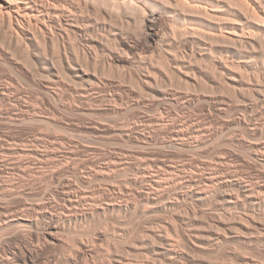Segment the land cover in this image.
<instances>
[{
    "label": "bare ground",
    "instance_id": "6f19581e",
    "mask_svg": "<svg viewBox=\"0 0 264 264\" xmlns=\"http://www.w3.org/2000/svg\"><path fill=\"white\" fill-rule=\"evenodd\" d=\"M229 25L239 26V28H230ZM130 27H132V29L127 30ZM176 33L181 34L180 40L181 36L184 38L180 41L182 43L180 45L176 39H174L175 36L179 38V34L177 35ZM173 34H175V36L171 38ZM0 37L3 44L5 43L3 46L0 43V49L4 51L3 57L7 60V56L10 55L9 51H11L9 49L12 48V51L15 50L19 52L20 55L24 57L23 59H25L27 65L26 67H28L27 70H29V73L31 72L30 74L33 78L36 76L38 77V75L40 76V79L38 78L39 80H37L38 83L35 80L33 82H35L36 85L41 84L39 87L44 86L51 97L61 98L65 93L63 91L64 89L65 91H70V94L73 93L72 95H74L75 99L84 100L89 98V95H91L90 91L95 92L96 90L102 89L101 86H105L106 88L107 85H116L119 88L121 84L114 83L115 79L113 78V82L110 80L111 77L107 78V75L113 72L112 69L117 70V68H122L121 66L126 65H128L127 67L132 66L134 68V72L132 71L133 73L131 74L132 81H130V87L125 88L129 94L134 95L135 98L132 104L137 106L145 103L146 99H148L147 96H151L161 106L166 103L177 104L180 100L184 102V105H191L194 100L193 95L184 92L180 93L181 91H172L167 87L169 86L168 81H177V73L184 74L185 76L190 75L191 71H194L193 73L197 71L203 72L205 75L200 77L206 76L207 78V81L205 80L206 78L203 79V81H205L203 83L204 85L202 84L204 89L206 88L207 82H211L217 85V87H214V85L212 87L215 89L219 88L221 90L219 94L222 95V93H224V96L228 90L229 93L234 92L235 96L237 95L235 92L236 90L243 88H245V90L247 89L253 98H255V101H251L253 98L250 102L246 101L244 105L239 107L241 112L245 114L242 113L244 114L243 116L238 115L233 118L231 117V119L229 118L230 120L225 118V123L223 122L224 117L229 111V105H227L229 102L226 101V98H224L223 95L213 98L209 97L210 99L206 98L209 100V104L211 103L210 107L214 104L212 108L216 111L215 113H217L218 116H224L222 117L223 119L220 118L224 123L220 122L224 125L221 127L218 125V127H212L207 125V123H203V125L202 120L200 124V118L196 119L199 120L198 123L194 122L191 120L190 116V119L188 118V120H185L188 124L191 123L190 127L185 128V122L183 121H181L183 124L173 125V123L170 125L168 123V125L167 123L165 124L162 118V116L165 117V115L161 113V117L153 115L146 116V128L151 127L150 125L153 127L154 125H158V130L160 126L161 130H164V134H167V136L164 135L166 137L160 136V132L157 133L159 135L157 136V134H155L157 131L153 128L155 133L152 132L153 130L142 128L139 122L133 124L128 123L126 125L122 124V126L118 128L115 127V129H119L120 135L127 136L131 141L133 140L138 143L137 145L143 147L145 145L149 146V144H155L161 147H173V149H179L180 151L205 152L213 148L214 145L218 146L216 142H220L221 138L222 140L225 138H223V136H226L225 133L227 129H231L229 133H232V127L237 126L239 129L241 128V131L243 130L242 132L248 135L247 138H250V140L231 135L226 138L227 147L229 144L231 146L244 148L248 158L253 160L255 165L259 166L255 168H261L259 170L260 172H258V174L256 173L257 176H253V174L246 175L248 172H244L241 167H235L236 163L232 164L234 151L232 152V150L225 149L219 152L221 147H218L219 153L217 152L218 154L215 155L214 162H212L213 160H205L201 162L200 165L198 163L196 165L191 163L188 166L185 164L186 166L184 167H177L165 162H159L160 167H155L156 169H154L156 165L153 164V166H151L152 162L145 163L146 166L151 164V167L137 166V170H134L137 172V175H133L134 177L126 175L125 177L128 176L130 178H123L124 180L122 176L129 171L130 167H109L108 165L106 167H85V170H80L81 168L76 169L77 167H74L75 170H73V172L76 180H71L70 176L66 184L64 182L62 190L56 193L62 202L52 199L47 201L45 199V201L40 199L41 201L37 200L36 202L34 201V203H29L27 199L24 198L19 200V206L15 208L9 206V204L0 205V233L3 232L2 230L12 227L15 229V234L17 233L16 236L18 234L20 237L22 235L29 236L30 234H26L31 231L35 232L38 237V242L36 244L27 242L28 244L24 246L15 245L9 248L5 247L3 255L0 257V264H38V260H40L38 259L40 257L39 253L42 247L47 244L52 246L58 244L60 235H62L67 223L70 224L82 220H89L100 213L106 215L110 210H118L121 213L124 212L128 216L135 213L146 215L148 222L150 221L153 226L144 230L146 233L144 232L145 235L143 236L146 239L143 237V246L147 247L150 253H153L155 259H160V261L162 259L163 261L168 260L171 262L170 264H179L182 259H188V256L191 255L188 254L189 251H195L196 253V250H202L203 248L206 249V251L207 249L214 251H217V249L221 250L223 246L229 244V238L235 236L231 233L235 231L238 232V229L241 228L240 225L244 222L247 224L250 222V225L252 222V224H255L256 231H252L255 232V237L261 241V238L264 237V106L262 107L260 105H264V62H258V57L259 55L264 56V0H0ZM6 42L10 46L6 45ZM219 43L220 47L218 50L217 44ZM214 44L217 46L215 47ZM240 45H247V47L249 46L250 48L244 50ZM4 46H8L9 49ZM182 46L184 48H182ZM179 47L180 49H184V51L182 52ZM15 51L14 54L17 53ZM155 51L159 53L157 57L158 60L157 58H150L153 55L151 53ZM216 51L219 54H217ZM149 53L151 55H148ZM15 55L17 56L18 54ZM201 57H206L209 60L207 61L210 63V66L208 65L209 69H205L198 64V59ZM37 59L40 62V64L38 63L40 65L39 70L31 68L30 64L34 61L36 62ZM12 60L11 62L15 61V59ZM20 60L21 59H19L18 62L16 60L15 63L19 64ZM263 60L264 59H262V61ZM243 65L247 67L248 71H246L249 73L246 72V74H244V71L239 72V68ZM208 66L206 67L208 68ZM246 67L244 68L246 69ZM129 69L130 72L132 69ZM118 71L120 70L118 69ZM106 72L110 73L107 74ZM251 73L252 78L250 77ZM173 74L177 76L175 77L176 79L171 77ZM126 76L130 77V75ZM179 76L183 77L182 75ZM190 78L192 79V77ZM179 79L178 82L181 80ZM185 79L188 80L189 78H184V80ZM184 80H182L181 83ZM186 80L184 82H186ZM195 80L197 81L198 79ZM162 82L168 85L165 83V85H162ZM197 82L195 83L197 84ZM190 83L193 82H189V84ZM132 84L139 89H135L134 86L131 87ZM198 84L201 86L200 82ZM212 84H210V86ZM200 86H198V88ZM78 87H82V91H77L76 88ZM194 87L196 86H193V88ZM201 89L204 91L203 88ZM219 89H216V91H219ZM230 89H234L235 91H230ZM245 90H240V92ZM246 91L244 92L245 94H243V92L241 93L248 96L249 93ZM119 93L111 94V100L116 102L123 101L124 96ZM242 94L241 96H243ZM0 95H3L4 100L7 98L8 93L3 89ZM231 96H233V94ZM234 96L233 98H235ZM236 98L239 100L241 99L238 97ZM74 100L72 101L74 102ZM258 102L263 104H259ZM120 107L112 106L110 110L119 113ZM75 110L76 112L78 110V113L82 111L84 114V112L90 113L94 109L90 106L88 109L83 107L75 108ZM210 111H212L211 108ZM17 113L19 114V112ZM176 114H178V112ZM148 115H150V113ZM208 119L210 118L208 117ZM173 120L175 121V119ZM23 121L25 122V120ZM143 122L144 121H142V123ZM94 125V128H100L99 124ZM210 125H214V123L212 122ZM228 130L227 134H229ZM224 141L220 143L224 144ZM153 147L155 146L153 145ZM7 151H5V154ZM11 154L14 153L12 152ZM48 156L51 155L48 154ZM230 156H233L232 159H230ZM122 157H126V155ZM110 165L112 166V164ZM27 168L28 170L30 169V172L32 169H36L37 173L42 170V167H25V169L22 170L26 171ZM70 169L71 167H57L54 171L52 167V171L54 172L52 173L53 175L57 174L62 177H67L68 173L72 170ZM130 170H132V168ZM27 172L28 171L25 172L24 176L27 175ZM35 175L37 174L35 173ZM21 176L23 177V175ZM118 177L122 179V183L124 182L126 184L130 182L126 185L132 184V186L135 185L137 188L124 186L123 191L120 194H116L117 197H115L116 195L112 197L109 196L108 198H104L103 196L104 200L99 196L100 193L105 194V192L102 191L103 189L100 190L99 188L96 189L91 186L92 189L89 186L92 180H106L109 181L110 184L112 183L111 186H114L115 182H119V180H117ZM78 183L81 185H78ZM23 189L22 184L19 185L17 183L10 188L7 186L0 187V198L7 197L8 199L10 196L23 198V196L26 197L28 194L31 195L30 193L32 192H26ZM118 197L120 200H118ZM200 213L205 216L208 215L211 221H214L212 223L210 221L211 224H215V222L218 223L213 229H216L217 226H219L220 229H224L223 223L226 219L232 220V223L231 225L227 224V226L224 224L227 227L225 228V232L223 230L220 232L218 228V231H213L211 228L210 235L200 238L199 235L194 233L195 231L193 232L190 230V226L192 225L191 222L198 219L199 217H196L199 216ZM202 215L199 220L204 218V215ZM207 221H209V219ZM125 222L126 221H124V225L122 224V228L126 226ZM128 222L129 221H127V223ZM194 224L196 223L194 222ZM211 224H209L210 227L212 226ZM247 226L245 224L244 227L246 228ZM195 227L193 230L197 231L198 228L195 229ZM210 227L207 226V230ZM125 228L126 231L127 227ZM227 229L230 232L227 231ZM241 229L242 231H239L244 233L245 231L243 232V228ZM171 231H179L175 233V235L181 233L182 237H178L182 240H174L175 238L172 237ZM197 233L199 234V231ZM251 233L250 236L252 237L254 233ZM4 234L5 232L3 235ZM98 236L99 238L104 237L106 233L100 232L97 237ZM236 236L240 238V234L237 233ZM25 238V240H27L28 237ZM127 240L125 242H127ZM260 241L259 243H261ZM256 242H258V240ZM94 243L88 244L84 241L82 244L80 243L81 245L78 244L80 246L78 247L79 249L75 251L76 255L73 254L74 256H71L70 259L68 258L69 264L87 263V260L96 254V246L98 245ZM129 243L131 242H128V244ZM74 245L76 246L75 243ZM116 253H118V251ZM237 256H239V254ZM111 258V260L109 259V264L141 263H131L127 258L119 256L118 254L112 255ZM242 259H244V262L242 261L241 264H256L252 262V259L251 261L249 260L250 258H246L245 255ZM189 260L191 259L189 258ZM213 261L216 262L214 259ZM155 263L157 264L156 261ZM164 263L166 264L165 261ZM146 264H151V262H147Z\"/></svg>",
    "mask_w": 264,
    "mask_h": 264
},
{
    "label": "rangeland",
    "instance_id": "374dc122",
    "mask_svg": "<svg viewBox=\"0 0 264 264\" xmlns=\"http://www.w3.org/2000/svg\"><path fill=\"white\" fill-rule=\"evenodd\" d=\"M229 26H230V28L231 27H238L239 28V26H235V25H232V26L229 25ZM129 29L131 30L132 27L128 28L127 30H129ZM176 34L178 35L179 33H176ZM180 35L181 34H179V38H178V36H175V34H173L172 37L171 36L170 37L174 38V36H175L174 39H176V41L180 45V44H182L180 41L182 39H184L183 36H181V40H180ZM0 41H1L0 42L1 45L3 46L5 43L3 44L1 37H0ZM6 45H8V43ZM217 45H215V47L217 46V48L219 50L220 43ZM8 46H10V45H8ZM8 46H6V47L4 46V47L8 48ZM240 47L244 50H248V48H250L249 46L247 47V45H240ZM182 48H184V47L182 46ZM12 49H9V50L12 51ZM179 49H180V47H179ZM180 50H182V52L184 51V49H180ZM11 51H9L10 55L7 56L8 59L6 60L5 57H3L4 51H2L0 49V53H2V54H0V94H2L3 89H5V91L8 93L7 98H6L7 100L4 99L6 101L3 100V98H4L3 95H0V120H1L0 121V152H1L0 153V187H3V186L6 187L7 186L10 188L17 183L19 185L22 184L24 191H26V192L28 191V192H32V193H30L31 195H29V194H28V196L26 195V197L23 196V198L17 197V196H12V197L10 196V198L8 197V199H7V197H5V198L1 197L0 198V205L1 204H4V205L9 204V206L15 208V207L19 206V200H22L24 198L27 199V201L29 203H34V201L36 202L37 200L41 201L42 199H43V201H45V200L47 201V200L52 199L54 201L62 202V201H60L61 199L56 193H57V191L62 190V188L64 186V182L66 184V182L70 178L73 181L76 180L75 174L73 172V170H75L74 167H77L76 169L81 168L80 170H83V169L85 170V167H104V166L106 167L108 165H109V167H130V169L132 168V170L129 169V171L126 172V174H123V176H124V177L122 176V179H123V178H127L128 176H130V177L136 176L137 172H135V171L137 170V166L138 167H145L147 163L152 162L151 163L152 165L150 164L151 166H153V164L156 165V166H154V169H156L155 167H160L159 162L160 163L165 162L167 164H171V165H174L177 167H184L186 165L188 166L191 163H194L195 165L198 163L200 165V163L205 161V160H208V161L213 160L212 162H214L215 161L214 158L216 157L215 155H217L220 151H223L225 149H229L230 151L232 150V152L234 151L233 152L234 157L232 156L233 157V159H232V157L230 156V159L233 160L232 164L236 163L235 167H241V169L244 172H248V173H246V175L247 174H249V175L253 174V176H257L258 172H260L259 170L261 168H255V167H259V166L255 165L253 163V160L248 158L247 152H245L246 150L244 148H241L239 146H231L229 144L227 147L226 138L230 137L231 135L239 137V138H246L247 140H250V138L249 139L247 138L248 135L245 132H242L243 130L241 131L240 130L241 128L239 129L237 126L232 127V133H229V131H231V129L230 130L227 129L229 134H227V130H226V133H225L226 136H223V138L224 137L225 138L223 140L221 138L220 139L221 141L219 140L222 143L225 140L224 144H222L220 142H216L218 144V146L214 145L213 148H211L212 150L209 149L205 152L204 151H188V150L187 151L186 150L180 151L179 149H177V150L175 148L173 149V147H169V146L161 147V146H158L155 144H149V146L145 145L144 146L145 148H144L141 145H137L138 143H136L135 141H133V140L131 141V139H129L127 136L120 135L119 129H115V127L118 128L119 126H122V124L126 125L128 123L133 124V123L139 122V125L141 124L142 128H145L147 130H149V129L153 130L154 129L157 132L155 133L154 130L152 132H154L155 134L160 132L159 133L160 136L166 137L167 134H164L165 132H164V130H161L160 126H159V130H158V128H157L158 125H154V127L152 125H150L151 127L146 128V125H147V122L145 121L146 116H152L153 115V116H160L161 117V115H160L161 113L165 115V117L162 116L165 124L166 123L167 124L169 123L170 125H172L173 123H174L173 125L183 124V122H185V120H188V118L190 116L191 120H193L194 122L198 123V121L200 120L199 122L201 124V120H202V124L207 123V125L212 126V127H214V126L215 127H218V126L221 127V126H224L223 124L226 122V119L230 120L231 117L233 118V117L238 116V115L243 116L245 114L244 112H241L239 107L244 105L246 101L250 102V100L253 98L251 93L248 92L247 89H246L247 90L246 91L245 88L239 89L236 91L234 89H232V90L230 89V91H235L236 94L240 95V96H237V95L234 96V92L229 93L228 92L229 90L228 91L226 90L227 93L224 91L226 93L225 96L223 95L224 93H222L223 97L226 98V101L229 102V104L227 103V105H229V111L225 117L223 115L218 116L217 113H215L216 111L214 110V108H212L214 106V104L212 103L213 105H212V107H210L211 103L209 104V100H207V99H210L213 97H217V96L219 97V95H220L219 93L221 92V90L219 88H216V89H219V91L217 90L218 91V93H217L216 89L214 88V87H217V85L212 84L211 82H207V85H209V86H207L205 83L206 88L204 89L202 84L205 82V81H203V79L206 78V76L200 77V76L205 75V74H203V72L197 71V72H195L196 73L195 74V73H193L194 71H191L190 75H185V76H184V74L177 73L178 77L174 76L176 74L175 73V74H173V76H171L174 79H176L175 77H177L179 79L181 77L179 75L183 76L180 78L181 80L179 79L180 83L178 82V79H177V81L175 80V82L173 80L174 83L171 81H168L169 80L168 79V80H166L169 82V83L167 82L169 84V86H167V87L169 89H171L172 91H177V92L181 91L180 93L184 92L186 94L189 93L190 95H193L194 100L192 101L193 103H191V105L190 104L184 105L183 104L184 102L180 100V102L177 104L166 103L165 105L161 106L151 96H147L148 99H146L145 103H142L141 105L137 106V105L132 104V102L135 98L134 95L133 94L131 95L126 91V88L130 87V84H131L130 81H132L131 80V74L134 72V68L132 66L127 67L128 65H126V66H121L122 68L115 67V68H117V70L112 69L113 70L112 73H110L112 70L110 72H108V73H110L111 76L107 75L108 76L107 78L111 77L110 78L111 81H113L115 79L114 80L115 82L113 81L114 83L121 84L119 88L116 85H114V86L107 85L106 88H105V86H103L104 88L101 86L102 89L96 90L95 92L90 91L91 95H89L88 99H84V100L83 99L82 100L75 99L74 95H72L73 93L70 94L71 93L70 91L68 92L67 90L65 91L63 89V91L65 93L66 92L67 93L66 94L64 93L65 95L63 94L61 96V98L60 97L57 98V97H53V96L51 97L50 94H48L47 89H45L44 86L39 87V86H41V84L36 85V83L33 82L34 80L37 82V80L40 79V76L38 75V77H37L36 76L37 74H36L35 76L37 78L36 77L33 78V76L30 74L31 72L29 73L28 72L29 70H27L28 67H26L27 65L25 63L26 62L25 59H23L24 57L22 55H20V53L15 51V50L14 51L17 52L15 54H18L17 56L14 54V51H12V52ZM150 53L148 55H151V54L154 55V56L152 55V57H150V58L156 59L159 56L158 51L152 52L151 54ZM216 53H217V51H216ZM217 54H219V53H217ZM2 57H3V59H2ZM261 57H263V58H261ZM12 59L13 60L15 59V61L17 60V62L19 61V59H21V60H20L19 64H17ZM262 59H264V56L259 55L258 62L263 63L264 60L262 61ZM11 60L14 62V64H13V62H11ZM157 60H158V58H157ZM198 60H199L198 64L200 66H202L205 69H209L210 63L207 62L209 60L206 57H201ZM38 63L40 64L38 59L36 62L34 61V62L30 63L31 68L39 70L40 65ZM6 64H7V67H6ZM9 64H10V66H9ZM8 66L11 68H9ZM206 66H208V68ZM244 67H246V66H244V65L241 66L239 68V70H240L239 72L244 71L243 73L246 74V72L248 70H247V67H246V69ZM129 68H131V69L133 68V69L129 72V70H130ZM118 69L121 72L118 71ZM100 70H101V67H100ZM33 71H35V70H33ZM120 73H122L123 75ZM247 73H249V72H247ZM126 75H130V77L126 76ZM194 75H196V76H194ZM105 77H106V75H105ZM190 77H192V79ZM250 77L252 78V73L250 74ZM184 78H189V79L188 80L185 79L186 82H184L185 81ZM195 79H198L197 81L200 82L202 87L198 84L199 82H197ZM182 80H184V81L181 83ZM205 80L207 81V78ZM30 82H32V83H30ZM189 82H193V83L189 84ZM195 82H197V84ZM164 83L162 82V85L166 84V83L165 84ZM30 84H31V86H30ZM168 84H166V85H168ZM173 84H174V86H173ZM210 84H212V85L210 86ZM213 85H214V87H212ZM132 86H134L135 89H139L137 86H135L133 84L131 85V87ZM193 86H196V87L193 88ZM198 86H200V87L198 88ZM184 87H187V88H184ZM201 88H203V90L205 92L202 91ZM212 88H213V90H212ZM76 89H77V91L78 90L82 91V87H78ZM188 89H189V91H188ZM190 89H191V91H190ZM240 90H245L247 93H249L248 96L243 95V94H245L244 93L245 91H241V92H243V94H242L240 92ZM113 93H119L122 96H124L123 101L121 100V101L116 102L114 100H111L110 96ZM232 94L235 98H233V96H231ZM241 94L244 97L241 96ZM222 95H220V96H222ZM8 97H9V99H8ZM236 97L241 98V99L239 100ZM254 99L255 98H253L251 101H255ZM72 100H74V102ZM205 100H207L208 102ZM259 104H263V103L260 102ZM111 105L112 106H118V107H120L122 105L120 107V112L119 113L117 112L118 113L117 114L113 110H110V107H112ZM82 106L85 109H88L91 106L94 109L93 110L94 112L93 111H91L90 113L84 112V114L82 111H79V113H78V110H77V112H76L75 108L76 109L77 108H83ZM260 106L263 107L264 105H260ZM12 107H14V108H12ZM161 107H163V108H161ZM210 108L212 111H210ZM17 112H19V114ZM137 112H139V113H137ZM177 112H178V114H176ZM81 113H82V115H81ZM149 113H150V115H148ZM154 113H156V114H154ZM242 113H244V114H242ZM142 115L143 116L145 115V116L143 117ZM177 115H178V117H177ZM181 116H183V117H181ZM208 117L210 119H208ZM222 117H224V121L221 120V119H223ZM54 118H55V120H54ZM173 119H175V121ZM196 119H199V120H196ZM206 119H207V121L209 120L210 122L212 120L214 125H210L212 122L210 123L208 121L209 122L208 123L206 121ZM23 120H25V122ZM141 120L144 122L142 123ZM181 121H183V122H181ZM175 122H178V123H175ZM220 122H222L223 124ZM186 123H187V121L184 123L185 128L190 127L191 123L190 124L187 123V125H186ZM94 124H96V125L99 124L100 126L99 125L98 126L100 128H98V129L94 128L93 127V126H95ZM220 124H222V125H220ZM263 131H264V129H263ZM244 134H246V135H244ZM164 135H166V136H164ZM157 136H159V135L157 134ZM153 145L155 147H153ZM86 146H87V148H86ZM215 147L217 150L215 149ZM218 147L219 148L221 147L220 150ZM24 148H25V150H24ZM215 150H216V152H215ZM218 150H219V152H218ZM5 151H7L6 154H5ZM23 151H26V152H23ZM212 151H213V153H212ZM9 152H10V154H9ZM12 152L14 154H11ZM197 152H199V153H197ZM48 154L51 156H48ZM37 155H39V156H37ZM125 155H126V157H122ZM52 159H55V160H52ZM161 160H163V161H161ZM249 160H251V161H249ZM101 162H103V163H101ZM110 164H112V166ZM129 164H130V166H129ZM232 164H231V166H232ZM26 165H28V166H26ZM150 165L148 164L147 166H150ZM13 167H15L17 170ZM25 167H42L41 169L43 170V172H42V170H40V172L38 171V173H37L36 169H34V170L32 169L31 170L32 173H31L30 169L28 170V168H27L26 171H28L29 173L27 172V175L24 176L26 171L22 170V169H25ZM52 167H53L54 171H55V168H57V167H71L72 170L70 169L71 173L69 172L67 177H65V176L62 177V176L55 174L58 176L57 177V176L53 175L54 172L52 171ZM20 168L22 171L20 170ZM17 171H19V172H17ZM41 172L44 174H42ZM35 173L37 175H35ZM38 174H40V175H38ZM21 175H23V177ZM126 175H128V176L125 177ZM119 177L117 179V180H119V182L118 181L115 182L114 186H111L112 183L110 184V182L106 181V180H104V181L103 180H94V181L92 180L90 182L89 186L90 187L92 186L93 188H96V189L99 188L100 190L103 189L102 191L105 192V194H102V193L99 194L101 199H104L105 197L108 198L109 196L112 197L113 195L115 196L117 193L120 194L123 191L124 186H132V184L126 185L127 183H130V182H127L126 184L124 182L122 183V179H120ZM130 177H128V178H130ZM118 184H120V185H118ZM122 184H124V185H122ZM78 185H81V184L78 183ZM132 187L137 188L135 185H133ZM106 192H107V194H106ZM103 196H104V198H103ZM115 197H117V195ZM118 200H120L119 197H118ZM12 205H14V206H12ZM112 211L113 210H110V212L108 211L106 213V215L103 213H100L99 215L96 214L93 218H90L89 220H82V221H78L77 223L73 222L70 224L67 223L65 225L66 230L64 229L62 235H60V240H59L58 244L53 245V246L50 244L49 245L47 244V245L42 247V249L40 250V253H39L40 257L38 259H40V260H38V264H56V263L57 264H69L70 263L69 259L71 258V256H74L73 254L76 253L75 251H77L79 249L78 247L84 241L88 244H93L94 242L98 243V244L94 243L95 245H98V246H96L97 251L93 257H90L87 260L88 264H95L96 262H97L96 264H101V263L102 264H109L110 260L112 259L111 257L114 254H118L119 256L127 258L128 261L131 263L132 262H138V263L141 262L139 264H142V263L146 264L147 262H151V264H156L155 261L157 262V264H165L164 261L166 262V264L168 262H169L168 264L171 263L168 260L163 261V259H162L160 261V259L159 260L155 259L153 256V253H150L148 248L143 246L144 245V243H143V237L144 236L143 235H145V233H146L144 230H146L148 227L153 226V224H151L150 221L148 222V218L146 215H143L140 213H135V214H132L131 216L130 215L128 216L124 212L121 213L118 210H114L113 212ZM201 215L202 214L200 213L199 216H197L196 218H198V217L201 218ZM131 217H132V219H131ZM199 218L194 220V222L196 224H194V222H191L192 225L191 224H190L191 226L189 225L191 227V228L189 227L190 230H192L193 232L195 231L194 233L199 235L200 238L202 236L210 235L211 234L210 229L211 228L213 229V227H215L218 223L215 222V224L213 223L214 225L211 224L214 221H211V219L209 218L208 215H206V216L204 215V218H202L200 220H199ZM208 219H209V221H207ZM135 220L136 221L138 220V221L136 222ZM198 220H199V222H198ZM201 220L202 221L204 220V221L202 222ZM105 221H107V222H105ZM124 221H126L125 227H127V230H126L127 232L125 231V229H126L125 227L122 228V226L124 225ZM127 221H129V222L127 223ZM210 221H211V223H210ZM231 221L226 219V221L223 223L224 229H222V228L220 229L219 226H217L218 230L220 229L219 230L220 232H222L221 230H223L225 232V230H226L225 228H227L226 227L227 224L231 225V223H232ZM109 222H111V223H109ZM114 222L115 223L117 222V223L115 224ZM133 223H134V225H133ZM244 223L242 225H240V227L243 228V232L244 231L245 232L241 233L242 229L240 228V229H238V232L235 231V232L231 233L232 235L234 234L235 236L234 237L232 236L229 238V242H228L229 244L227 243L228 245L223 246L221 248L222 251L217 249L218 252L215 250L217 252L216 253L214 250H211V249L208 250L207 249V251H206V249H204V248H203L204 250L201 248L203 251L202 250H196V253H195V251H189L188 254H191V255L188 256V259H182L180 261L181 263H179V264H207V263L208 264H213V263L214 264H233V263L234 264H241L242 261L244 262V259H242L244 255L246 256V258H248V259L250 258L249 260L252 259L253 261L252 260L251 261L253 263L263 264L264 263V258H263L264 257V250H263V248H264L263 247L264 246V239L263 238L264 237L261 238V241H260V239L255 237L256 234H255V232L252 231V230L256 231V228L254 226L255 224H252L253 222L251 223V225H250V222L248 223L249 225L247 223H245V224H246V226L247 225L251 226V227L253 226L254 229H253V227L251 228L248 226H247L248 228L247 227L245 228ZM109 224H110V226H109ZM209 224H211L212 226L210 227ZM106 225H107V227H106ZM80 226H81V228H80ZM93 226H94V228H93ZM155 226H157V225H155ZM193 226L194 227L196 226L195 229L198 228L199 230L198 229H197V231L193 230L194 229ZM205 226L206 227L208 226L210 228L207 230V228ZM192 227H193V229H192ZM11 228L12 227L5 229L8 232L5 230H2L3 232L1 231L2 233H0V234H2V235H0L1 236L0 237V241H1L0 242V257L3 255V252H4L3 250L5 249V247L9 248V247L15 246V245L24 246V245H27L28 243L36 244L38 242V237L36 236L37 234H35V232L30 231L31 233L29 232L26 234V235L30 234L29 236L22 235L20 237L19 234L16 236L17 233L15 234V232H14L15 229L12 228L13 229L12 230ZM156 228H158V227H156ZM217 228L213 229V231H215V230L218 231ZM94 230H96V231H94ZM239 230H241V231H239ZM87 231H88V233H87ZM198 231H199V234L197 233ZM227 231H229V230L227 229ZM248 231H249V233H248ZM4 232H5V234L3 235ZM100 232L106 233V236L101 237L102 239L99 238V236L97 237V235H99ZM123 232L126 234H124ZM141 232H143V233H141ZM177 232H179V231H177ZM177 232L171 231L172 237L175 238L174 240L181 241L182 239L178 236L182 237V234L178 233L179 235L178 234L175 235V233H177ZM251 232L254 233V235ZM115 233H117V234H115ZM206 233H208V234H206ZM237 233L240 234V238H238L236 236ZM250 233L252 234V237L250 236ZM169 234H170V232H169ZM246 234H248V235H246ZM89 235H91V236H89ZM24 236L28 237L29 239L27 238V240H25L26 238ZM170 237H171V234H170ZM139 238L142 240H140ZM127 239H129V240H127ZM144 239H146V238L144 237ZM126 240H127V242H125ZM257 240H258V242H256ZM259 241L261 243H259ZM33 242H35V243H33ZM128 242H131V243H129L130 245L128 244ZM74 243L76 244V246L74 245ZM120 243H121V245H120ZM122 243H124V244H122ZM78 244H80V245H78ZM109 244H111V245H109ZM119 245H120V247H119ZM135 245H137V246H135ZM238 247H239V249H238ZM261 247H263V248H261ZM223 248H225V249H223ZM237 250L239 251V253ZM103 251H105V252H103ZM106 251H107V253H106ZM117 251H118V253H116ZM199 251H200V253H199ZM112 252H113V254H112ZM190 252H193V253H190ZM255 252H257V253H255ZM71 253H72V255H71ZM146 254H148V255H146ZM238 254H239V256L241 254L243 256L241 255L239 257V256H237ZM256 254H257V257H256ZM189 258L191 260H189ZM238 258H239V260H238ZM94 259H97V260H94ZM213 259L216 262H214ZM152 260H153V262H152ZM87 263H85V264H87Z\"/></svg>",
    "mask_w": 264,
    "mask_h": 264
}]
</instances>
